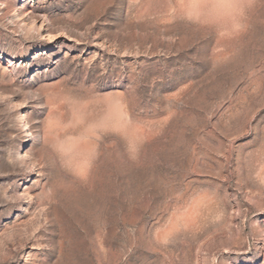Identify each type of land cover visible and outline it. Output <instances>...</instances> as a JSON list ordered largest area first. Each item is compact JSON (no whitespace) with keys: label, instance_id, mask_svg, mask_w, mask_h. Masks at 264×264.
Here are the masks:
<instances>
[{"label":"rangeland","instance_id":"1","mask_svg":"<svg viewBox=\"0 0 264 264\" xmlns=\"http://www.w3.org/2000/svg\"><path fill=\"white\" fill-rule=\"evenodd\" d=\"M0 264H264V0H0Z\"/></svg>","mask_w":264,"mask_h":264}]
</instances>
